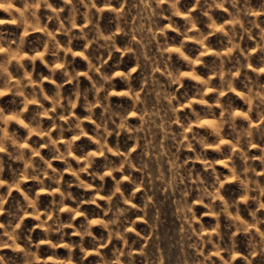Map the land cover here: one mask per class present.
Here are the masks:
<instances>
[{"label":"clouds","instance_id":"clouds-1","mask_svg":"<svg viewBox=\"0 0 264 264\" xmlns=\"http://www.w3.org/2000/svg\"><path fill=\"white\" fill-rule=\"evenodd\" d=\"M0 264H264V0H0Z\"/></svg>","mask_w":264,"mask_h":264}]
</instances>
